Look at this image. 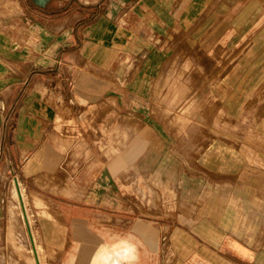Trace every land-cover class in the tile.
<instances>
[{
  "label": "crops",
  "instance_id": "1",
  "mask_svg": "<svg viewBox=\"0 0 264 264\" xmlns=\"http://www.w3.org/2000/svg\"><path fill=\"white\" fill-rule=\"evenodd\" d=\"M49 1L30 0V12L40 13L43 21L26 27L30 38L43 34L51 40ZM69 1L57 0V8L67 7ZM105 1L110 18L106 19L104 29L108 45L106 52H95L88 58L79 52L83 41L76 42L75 49L68 50L64 40L55 59L47 49L35 55L43 58L46 65L61 64L69 58L91 63L124 61L120 69L78 71L80 80L76 93L82 99L78 112L79 117H83L85 129H76L75 134L72 131L66 135L36 138L49 145L64 143L66 150L71 144V155L67 153L68 170H59L55 163L59 161L61 151L50 146L37 152L40 155L38 168L27 174L32 177L30 183L37 193L32 194L27 184L25 188L34 203L40 204L44 221L59 223L57 218L61 215L55 210L59 205L54 200L58 196L90 207L105 203L111 170L104 166L97 172L86 166L84 161L88 157L85 153L89 152V142L97 140H129L125 153L135 158L131 164L134 206L139 196L146 197L149 203L154 200L149 186L147 190L142 189L145 185L139 181L135 171L147 173L158 169L169 172L171 168H187L179 154L185 151L188 154L192 151L195 167H217L218 133L224 136L228 153L220 165L248 166L249 171L244 173L243 181L251 178L264 181V0ZM91 44H100L98 37L95 36ZM31 63H36V59H31ZM46 91L51 96L49 102H52L53 110L54 107L64 109L70 105V99L63 91L48 88ZM219 118L224 120L220 132L215 126V120ZM41 126L39 122L34 127L38 133ZM152 138L159 141L150 142ZM250 138L255 141H250ZM234 143L243 151L242 161L230 157ZM159 146L163 149H157ZM164 147L168 152L172 151L171 147H176L173 149L178 158L158 157L166 149ZM74 152L81 153V158L74 157ZM203 154L207 159L205 162ZM138 156L145 157L137 162ZM46 158L50 161L49 166L45 163ZM190 180L179 177L182 199L187 200L190 192L195 193L192 188L188 189L190 183L195 184L196 194H199L209 182L202 176ZM167 185H171V181ZM246 192L249 196L263 197L264 188L257 194V190L245 185ZM209 200L212 202L209 213H220L221 200L217 196ZM81 212L76 215L78 222H83L86 214L92 215L91 208L85 210L83 217ZM233 228L236 235L233 234L234 238L229 241L235 255L231 263L226 262L217 250L203 245L197 254L191 252L181 260L186 264H235L234 261L236 264H264V230L257 238H243L241 227L233 225L230 230ZM48 234V239L56 237L54 231ZM214 247L222 251L223 239L215 240ZM154 249L158 250L159 245L154 244ZM246 251L248 258H245ZM122 254L125 255L124 252ZM109 257L105 264H120L113 254Z\"/></svg>",
  "mask_w": 264,
  "mask_h": 264
},
{
  "label": "rangeland",
  "instance_id": "2",
  "mask_svg": "<svg viewBox=\"0 0 264 264\" xmlns=\"http://www.w3.org/2000/svg\"><path fill=\"white\" fill-rule=\"evenodd\" d=\"M69 2L67 7L60 9L57 8V0L49 1L50 40L43 34L35 38L28 36L26 27L29 24L43 22L40 13L30 12V0H0V145L3 150H0V264H36L28 230L23 223L22 205L17 198L15 182L21 187V192L23 190V202L31 219L34 241L39 246L43 264H105L102 261L104 254H113L120 264H186L181 258L187 257L191 252L197 254L200 245L217 250L226 262L231 263L235 255L230 246L233 234L236 235L235 228L230 230L233 225L241 227L240 235L243 238L264 235L260 234L264 230V194L259 197L244 193L247 185L259 194L264 188V181L253 178L251 181H243L244 173L249 171L248 166L220 165L225 162L228 153L224 136L219 133L217 167H195L192 151L189 154L185 151L179 154L187 168H171L169 172L158 169L147 173L135 171L139 181L145 185L142 189L147 190L149 186L154 197L149 203L146 197L139 196V202L136 201L135 206L131 183L134 173L131 164L135 162V158L125 153L129 140L89 142V152L85 153L88 157L84 159L86 166L93 167L97 172L104 166L111 170L107 179L105 203L90 207L83 202L78 204L58 196L54 200L59 205L55 208L57 214L61 215L57 218L59 223L44 221L43 213L39 210L40 204L36 205L31 197L30 192L36 194L37 190L30 183L32 177L27 174L38 168L40 155L37 152L50 146L61 151V157L55 163L59 170H68L67 153L71 155V144H68L66 150L64 143L49 145L36 138L66 135L72 131L75 134L76 129H85L83 117H79L78 112L82 101L76 93L80 80L78 71L98 68L114 70L124 66L123 60L91 63L85 60L76 62L71 58L61 64L46 65L43 58L35 57L47 49L55 59L62 48L60 43L64 40L68 50L75 49V43L83 41L79 52L85 57L95 52L103 54L107 51L106 30L104 31L105 21L110 19L107 15V2ZM95 36L100 44L93 46L91 43ZM31 59H36V63H31ZM46 88L56 92L63 91L70 99V105H66L64 109L54 107L53 110L52 102H49L51 96L45 92ZM65 121L68 123L67 127ZM39 122L42 125L40 133L34 128ZM223 124V118L215 120L218 132ZM88 129H91L90 125ZM249 140L255 141L253 138ZM149 141L159 140L152 138ZM236 147L235 144L230 157L242 161L243 151ZM173 148L176 147H171L170 152L167 148L164 149L158 157L168 155L170 160H175L178 153ZM157 149L161 150L163 147L159 146ZM250 153L254 155L253 151ZM76 155L78 158L82 156L81 153L74 152V157ZM211 155L213 156V152ZM144 157L138 156L136 161L141 162ZM207 157H210V153ZM202 159L207 160L205 154ZM45 163L49 166L48 158ZM73 167L78 169L77 166ZM201 176L209 180L204 185V191L196 194L195 184L190 183L188 189L192 188L195 193L190 192L187 200L182 199L179 177H185L189 182L190 179ZM169 181L171 185H167ZM25 184L31 188L30 192ZM214 196L221 200L222 205L220 213L210 214L212 202L209 199ZM87 208H91L92 215L85 213ZM79 211H82V217L86 214L83 222L77 221ZM52 231L56 233V237L48 239V233ZM219 238L223 239L222 251L214 247V241ZM154 244L159 245L158 250L154 249ZM169 244L172 246H168ZM248 256L247 253L245 258Z\"/></svg>",
  "mask_w": 264,
  "mask_h": 264
},
{
  "label": "bare ground",
  "instance_id": "3",
  "mask_svg": "<svg viewBox=\"0 0 264 264\" xmlns=\"http://www.w3.org/2000/svg\"><path fill=\"white\" fill-rule=\"evenodd\" d=\"M14 182V181H13ZM15 184V186H16V190H17V194H18V196H17V198L19 199V202H20V204H21V198H23V190H22V192L20 193L19 191H21V187L15 182L14 183ZM13 184V185H14ZM23 201H24V199H23ZM25 202V201H24ZM25 204V203H24ZM22 205V204H21ZM22 217H23V223H25V225H26V229L28 230V237H29V241H30V243H31V250H32V253H33V259L35 260V263L36 264H38V259L40 260V264H43V262H42V259H40V253H39V250H38V247L39 246H36V241H34L35 239H34V233H33V230H32V227H31V219H29V213H28V210L26 209V213L24 212V209H23V206H22ZM29 229H31V231L29 230ZM32 235V236H31ZM31 238H33V239H31ZM31 240H33L34 241V243H35V246H36V251H37V255H38V259H36V255H35V251H34V248H33V243H32V241ZM38 245V244H37ZM109 255H105L104 257H103V259H102V261H103V263H104V261L105 260H109Z\"/></svg>",
  "mask_w": 264,
  "mask_h": 264
},
{
  "label": "water",
  "instance_id": "4",
  "mask_svg": "<svg viewBox=\"0 0 264 264\" xmlns=\"http://www.w3.org/2000/svg\"><path fill=\"white\" fill-rule=\"evenodd\" d=\"M0 120H1V114H0ZM20 193H21V191H19ZM21 204H22V206H23V209H24V212L26 213V206H25V204H24V202H23V198H21ZM30 231H31V229H29ZM32 236V235H31ZM31 239H33V238H31ZM34 240V239H33ZM33 240H31L32 241V243H33V248H34V251H35V255H36V259H38V255H37V251H36V246H35V243H34V241ZM38 264H40V260L38 259Z\"/></svg>",
  "mask_w": 264,
  "mask_h": 264
}]
</instances>
